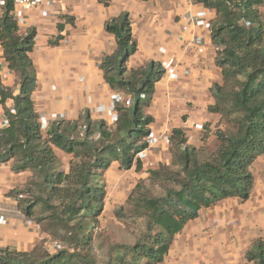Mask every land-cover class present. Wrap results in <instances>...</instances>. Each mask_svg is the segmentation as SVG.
<instances>
[{
	"label": "trees",
	"instance_id": "trees-1",
	"mask_svg": "<svg viewBox=\"0 0 264 264\" xmlns=\"http://www.w3.org/2000/svg\"><path fill=\"white\" fill-rule=\"evenodd\" d=\"M99 1L104 6L110 2ZM193 1L214 12L209 32L222 79L211 87L214 103L207 111L218 115L223 127L214 132L217 145L209 153L189 144L183 130L172 129L170 162L145 170L149 185L138 182L125 201L129 216L142 219L145 231L134 245L113 247L106 264H162L174 238L201 210L226 198L245 201L253 188L251 167L264 154L261 0ZM104 28L114 35L116 48L102 58L99 68L112 91L131 97L130 106H115L112 126L103 120L91 121L84 114L78 120L52 121L43 130L32 101L36 71L29 55L35 30L20 33L10 1L0 16L3 58L19 85L14 95L0 80V105L6 120L0 126V163H11L15 173L31 174L25 188L12 193L18 210L34 220L40 232L72 249L68 252L63 246L56 249L41 244L27 252L4 248L0 249V264H95L84 261L76 250L88 244L90 227L103 210L104 172L113 163L122 170L143 171L136 154L146 148L144 138L153 122L144 111L164 70L154 62L126 69L128 58L136 51L127 14L109 19ZM56 150L72 157L67 171L61 168ZM156 190L159 193L154 194ZM122 211L120 207L117 214ZM242 264H264V241L254 242Z\"/></svg>",
	"mask_w": 264,
	"mask_h": 264
},
{
	"label": "crops",
	"instance_id": "crops-1",
	"mask_svg": "<svg viewBox=\"0 0 264 264\" xmlns=\"http://www.w3.org/2000/svg\"><path fill=\"white\" fill-rule=\"evenodd\" d=\"M41 7L49 10V16L40 17L38 9L28 11L26 23L19 30L21 34L35 30L29 56L36 71L32 101L37 114H63L64 120H78L87 114L91 121L103 120L112 126L109 116L97 111L108 104L114 92L99 68L102 58L116 48L114 35L106 32L104 25L111 18L127 14L136 51L128 58L126 69L153 61L170 64L179 74L175 81L163 76L155 84L151 104L144 111L153 118L148 126L150 133L169 136L172 129L179 128L196 148L216 139L214 132L223 126L218 115L207 111L214 103L211 87L222 79L215 64L216 48L209 29L181 22L186 14H201L210 21L213 11L191 0H110L107 6L99 0H44ZM0 74L2 84L16 95V76L1 58ZM3 114L0 105V118ZM168 146L161 142L148 149L141 173L168 164ZM62 153L56 152L58 157ZM251 172L254 183L247 200L223 199L201 210L186 225L189 243L199 256L197 264H242L254 242L264 241V154L256 158ZM30 178L29 172H13L11 163L0 164V217L6 219L0 225V249L27 252L46 238L35 221L18 210L17 198L12 195L23 190Z\"/></svg>",
	"mask_w": 264,
	"mask_h": 264
},
{
	"label": "rangeland",
	"instance_id": "rangeland-1",
	"mask_svg": "<svg viewBox=\"0 0 264 264\" xmlns=\"http://www.w3.org/2000/svg\"><path fill=\"white\" fill-rule=\"evenodd\" d=\"M216 145V139L211 138L210 140H206L203 145H199L198 148L202 149L205 153H209ZM70 158L72 159L70 155L65 153H62V156L58 157L61 166H64L65 170L69 168ZM159 166L152 170H156ZM103 180L106 186L103 210L98 217V222L93 223L90 227L91 239L88 244L76 250L84 261L92 260L95 264H106L113 247L132 246L143 235L142 232L145 231V224L142 219L129 216L127 212L128 206L125 204V201L131 193L132 188L138 182H143L145 186L149 185L147 173L122 170L118 168L117 163H113L104 172ZM35 190L36 188L33 189L34 193ZM153 193L157 194L159 190ZM120 207H123L122 215L117 214ZM186 228L174 238L162 264H197V259H199L197 257L199 256H197L196 251L194 252L196 249L193 247V244L189 243L190 237ZM44 235H46V238L42 239L38 244L45 247V241L51 244L58 243L60 246H63V250L72 252V249L62 243L60 239L53 238L47 234ZM76 264L82 263L77 262Z\"/></svg>",
	"mask_w": 264,
	"mask_h": 264
},
{
	"label": "built area",
	"instance_id": "built-area-1",
	"mask_svg": "<svg viewBox=\"0 0 264 264\" xmlns=\"http://www.w3.org/2000/svg\"><path fill=\"white\" fill-rule=\"evenodd\" d=\"M8 1H10L12 5V16L14 21L16 22L19 30L24 24L26 23V13L28 11L38 9L40 17L46 18L49 16L50 12L48 9L41 7L42 4L44 3V0H0V16L4 13V11L7 8ZM192 3H194L193 0H191ZM260 12L262 14V18L264 20V0H261V5H260ZM182 24L185 23H192L197 26L209 29L210 23L208 20H206L203 15L201 14H186L182 19H181ZM36 40L34 37L33 41ZM196 44L199 43L198 40L195 41ZM3 50L0 46V58L4 60L3 58ZM5 61V60H4ZM153 62V61H151ZM155 63V62H154ZM159 64V63H158ZM163 70L164 74L163 76H166L170 81H175L178 79L179 74L175 71V68L171 66L170 64H167L163 66L162 64H159ZM189 72L184 71V75H187ZM1 75V74H0ZM162 76V77H163ZM117 104H120L124 107H129L131 104V99L128 98V96H124L121 92H113L110 96L109 102L107 105H101L97 108L98 112H103L106 113L109 116L110 123L113 125L116 120V115L117 112L115 110V106ZM9 111L11 114L15 113V110L12 106L8 107ZM38 120L40 123V126L43 130L47 129L49 124L52 121H58V120H64V115L63 114H54L51 117L47 116L46 114L42 112H38ZM6 125V120L4 116L0 118V126L3 127ZM197 129L202 130V126H195ZM165 143L169 144V136L168 135H161V136H156L152 133H149L145 138H144V143L146 144V148L139 151L136 154V159L138 160H144L146 157V152L148 149L156 146L159 143ZM1 164V163H0ZM6 223L5 217H0V225H4ZM46 248H56L59 249L61 246L56 243H50V245L45 244Z\"/></svg>",
	"mask_w": 264,
	"mask_h": 264
}]
</instances>
